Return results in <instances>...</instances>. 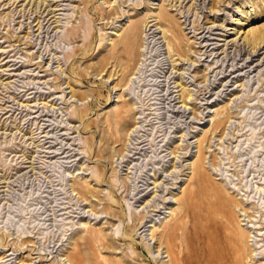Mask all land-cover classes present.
<instances>
[{
	"label": "rangeland",
	"instance_id": "374dc122",
	"mask_svg": "<svg viewBox=\"0 0 264 264\" xmlns=\"http://www.w3.org/2000/svg\"><path fill=\"white\" fill-rule=\"evenodd\" d=\"M217 1L0 0V264H171L162 227L195 264L214 193L215 253L264 264V0Z\"/></svg>",
	"mask_w": 264,
	"mask_h": 264
},
{
	"label": "bare ground",
	"instance_id": "6f19581e",
	"mask_svg": "<svg viewBox=\"0 0 264 264\" xmlns=\"http://www.w3.org/2000/svg\"><path fill=\"white\" fill-rule=\"evenodd\" d=\"M176 1H178L179 3L182 2V0H176ZM221 1L222 0H220V2ZM202 2L200 0V2H196V3L200 4ZM217 2H219V0ZM155 17L157 19V22H155L154 24H161L162 23L164 25V28H161V30L163 32V35H164V38L166 39V43L167 44L172 45L173 42H175L174 40L177 39V38L174 35H172V36H171V34L168 35V32H170L172 34H175L173 32L172 28H171V25H170L171 24V20H170V17L168 15V12L167 11H163V10L161 12V10H160V12L157 13ZM148 22H146L145 29H147V28L150 29L149 28L150 25H149ZM127 23H128V25L126 27H123V28H125V31L123 29V32H120V33L117 32V33H115L116 35L113 33L115 35V37H116V38L114 37L116 40H115V43H114L115 45H113V46H118V48H119V46H121V50H123L124 52L128 51L129 49H131L132 46H133V43H136V40L133 42V38H135L134 35H135L136 29H137V25H139V23L137 24V21H135V20L134 21L129 20V21H127ZM145 29H144V31H145ZM148 29H147V31H148ZM244 34L245 35L243 37V43H242L243 47L239 46V44L238 45L235 44V45H236V47L239 46V48L237 49L238 52H241V51H242V53L246 52V55H248L246 57V60L248 59L249 61L248 60L247 61L249 63L250 60L253 59L252 56L257 54L256 51L258 50L259 47H261L260 44L262 42H264V27L252 29L250 32H247V33H244ZM203 40H207V39H203ZM112 42H114V41H112ZM244 42L251 43V50L249 52H247L246 47H244ZM174 50L177 51V49H174ZM219 123H220V119H217L215 121V126L218 125ZM200 165L201 164L197 163V167L198 166L200 167ZM198 171H200V170H198ZM200 173L201 172H199V175H200ZM214 194H213L212 200H210L208 202L209 204L206 205V209H205L206 213L204 215L202 214L203 215L202 221L200 222V225H199V228H198L199 231L197 233L199 234L198 235V242H199L200 246H199V250H198V253H197V256H196L195 264H238V261H237V263L232 261V257L230 258V261L225 262L223 260V256L222 255H219V254L215 253L216 252L215 251V248H216L215 247V243H216L215 242V237L216 236H215V233L212 231L211 228L215 226V206L220 208L221 204L219 203L218 199H216V202H215ZM209 198L211 199V195H210ZM218 210H220V209H218ZM222 212H223V214L221 215L222 217H224L226 219H228L230 217V214L228 212H224V211H222ZM171 228L172 227H162V229L160 231H156L154 229V230H152L150 232V236H151V238L152 237L154 238V236L157 237L156 238L157 239V244H158L157 245V249H160V247L164 243V249H165L164 254H166V257L170 258V261H171L172 258H174L172 260L171 264H182L183 260H182L181 256L177 255V257H176V255H174L175 254L174 253L175 244H174V242L172 241V238H171V230H173ZM174 234H175V232H174ZM183 235H185V234H183ZM233 235H235V234H233ZM228 240H229V238L227 240L225 238V242H226L227 246H229L231 244V243H229ZM234 247L236 248V246H234ZM231 250H233V249L231 248ZM173 256H175V257H173ZM183 259H185V257ZM68 264H78V260L76 258H71V259H69Z\"/></svg>",
	"mask_w": 264,
	"mask_h": 264
}]
</instances>
